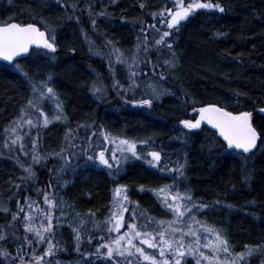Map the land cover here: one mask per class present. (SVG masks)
I'll return each mask as SVG.
<instances>
[{
    "label": "snow or ice",
    "instance_id": "6c2138e0",
    "mask_svg": "<svg viewBox=\"0 0 264 264\" xmlns=\"http://www.w3.org/2000/svg\"><path fill=\"white\" fill-rule=\"evenodd\" d=\"M8 2L11 4L12 0ZM55 2L66 12L71 8V14L67 18L76 19L77 23L80 22L77 13L86 12L93 30L97 27V17L109 15L103 5L96 11L91 0H88L83 9L78 8V0L73 3H68V0ZM111 3H116V0H111ZM172 3V7L151 13L154 23L146 25L139 18L133 21L141 27L135 45L129 50L130 54L119 47L118 41L109 38L104 40V47L108 49L105 53L96 47L87 33H82L89 44V52L107 60L112 78L111 89L125 104L152 109L155 101L164 95H171L157 81L151 78L141 79L142 76H149L142 66L151 68V77L158 76L159 81H164L178 67L175 40L172 38L180 31L182 22L187 21L198 10L221 14L227 11L220 0H172ZM139 7L143 10L145 4L141 2ZM158 18L159 27L155 22ZM40 24L43 29L36 23L16 21L14 17L0 20V61L6 62V65L20 74L30 88V95L26 104L21 105L18 116L10 120L0 133L3 138L0 143L3 154L13 159L24 173L18 177L22 183H9L17 190H22L23 184L26 190L27 183L36 179V166L46 163L50 158H58L62 162L58 174L71 167V160L84 157L93 165L106 169L113 180H116L129 161H142L161 175L172 176L171 183L158 188H146L145 185L138 188L140 192H151L161 208L171 213V219H157L147 210H142L136 201L131 200L129 186L119 183L112 189L109 215L103 221H98L96 213L91 210L82 215L71 205H67L71 209L69 213L65 211L63 199L58 198L52 191V184H48V191L33 189L37 197L43 191L44 207H41L37 199L28 195L23 197V203L19 198L16 199L15 211L10 210L7 202H0V213L11 215V220L6 225H0V261L9 264L10 258V264H52L48 258L63 250L57 230L66 223L73 233L75 251L82 257L79 264H96L101 260L104 264H249V259L255 255L262 257L261 264H264V244H245L243 251L235 252L224 229L202 218V214L206 215L207 211L220 207L222 202L216 200L205 203L194 197L190 186L181 185V181L187 179L186 152L183 162L179 158L172 161L162 149L155 146L156 139L153 135L127 137L112 132L103 125L97 128L94 121L77 123L75 128L69 125L63 101L52 83L53 74L49 72L44 78H40L38 73L31 72L27 65L17 59L36 54L47 58L49 62L55 61L58 50L56 28L45 18L40 19ZM164 49H167L166 56L163 54ZM152 51L157 54L155 63L150 59ZM161 62L163 70H160ZM117 65L123 66L126 72V84L117 78ZM89 91L99 101H106L108 98L107 86L99 76L92 81ZM138 92L143 93L139 98ZM129 95L131 99L128 98ZM183 95L188 97V93ZM236 95L246 94L236 92ZM45 101L53 106L51 115L42 107ZM185 102H188L187 99ZM191 103L196 104L197 101L191 100ZM192 111L198 113V116L179 121L182 131L178 139L181 143L187 145L191 139L189 134L202 130V125L206 124L214 130L212 137H219L223 141L220 144L214 139L208 150L223 149L238 155L243 166V180L248 182L252 176L248 164L256 155V150L264 145V124L254 126L252 111H234L214 103L193 107ZM258 111L264 113V106H260ZM54 122L66 125L63 143L59 151L41 152L42 129H47ZM81 129L85 136L80 135ZM32 130H35V135H31ZM26 138L30 139V147ZM204 147L206 146L202 145V149ZM17 151L20 156L30 157L27 163L20 160ZM12 198L9 196L8 200ZM251 203L254 204L255 201ZM223 206L228 209L233 207L230 204ZM126 213L129 214L127 217ZM69 215L71 219L68 218ZM17 221L23 228V236L17 229ZM89 222L93 225L91 229L86 227ZM121 229L126 230L121 232ZM9 238L16 245L15 255L5 246ZM93 240L99 241L94 251L81 250L85 244L92 246ZM41 245L45 247L39 253ZM146 248L154 251L149 254L145 251ZM26 256L28 259H25Z\"/></svg>",
    "mask_w": 264,
    "mask_h": 264
},
{
    "label": "trees",
    "instance_id": "16d2710c",
    "mask_svg": "<svg viewBox=\"0 0 264 264\" xmlns=\"http://www.w3.org/2000/svg\"><path fill=\"white\" fill-rule=\"evenodd\" d=\"M73 2L76 0H68V3ZM87 2L88 0H78V8L83 9ZM141 2L145 4L143 10L139 7ZM220 2L227 9L225 13L198 10L187 21L182 22L180 31L172 38L175 40V51L180 53L181 57L193 56L203 61L204 65L201 63L199 73L200 76L208 74L204 80H190L187 73L181 70L179 64L164 81H159L158 76L151 77V68L142 66L149 76H142L141 79L151 78L157 81L162 88L172 93L177 99L180 108L177 109V114L163 111V106H155V110L149 113L154 116L158 110L160 116L163 115L169 123L175 126V132L168 137L176 146L173 157L175 160L179 158L183 162L186 152L188 166L191 163L198 165L201 179L194 189V197L205 203H212L216 200L222 202L220 207H214L207 211V221L214 223L217 227H222L228 234L233 250L240 252L244 250L245 244L253 246L264 244V145L256 150V155L249 162L248 170L252 176L248 182H244L243 166L238 155L225 152L223 149L208 150L214 139L220 144L222 143L218 137H212L213 131L207 127L199 133V138L189 134L191 139L187 145L182 144L178 139L182 131L178 122L182 117L193 115V107L214 103L229 107L234 111L249 110L254 112L260 106H264V0H220ZM91 3L96 11H99L103 5L109 13L108 16L96 18V30H93L86 12L77 13L80 17V22L77 23L76 19L67 18L71 14V8H68L66 12L56 4L55 0H12L11 4L8 0H0V20L14 17L16 21L36 23L43 29L40 19H47L56 28L57 43L60 49L54 62H49L47 58L39 56L43 59L39 63L46 62L50 66L52 63H62V60L67 63L69 58L65 54L67 48L63 49L59 45L58 36L64 37L67 32L72 30L87 42L82 34L87 33L88 38L95 42L96 47L105 53L108 51L104 47L106 38L118 41L119 47L126 51L133 44L135 45L137 36L140 35L141 26L133 21L139 18L146 25L154 23L152 12H159L165 7L173 6L172 0H116V3H111V0H91ZM122 18L124 22H122ZM158 20L159 18L155 22L159 27ZM115 25H118L116 29L111 27V30L107 27ZM216 33L224 35L216 36ZM151 35L150 32V38ZM163 54H167V49H164ZM199 54H203L204 57H197ZM32 56L21 63L25 65L23 62H29ZM100 59L104 60L101 57ZM150 59L154 63L157 62L155 51L150 53ZM73 60L81 62L79 59L74 58ZM209 67L210 69H208ZM28 68L34 72L31 67ZM160 70H163L162 62ZM70 76L68 75L71 80L63 79L64 81H60L56 86L60 88L59 95L68 116V123L72 128H75L76 116L85 114V109H88L90 105L87 102L86 86L79 77L80 75ZM216 82L217 85H215ZM107 89V96L111 98L108 86ZM236 92L246 95L237 96ZM184 93H188L187 98L183 95ZM29 95L30 88L27 81L11 66L0 64V133L3 132V128L10 120L18 116L21 105L26 104ZM186 99L188 102H185ZM191 100H195L197 103L193 104ZM70 104L72 106H69ZM52 111L53 106L51 105L48 114L51 115ZM36 115L38 116V113ZM86 120L94 121L96 126V117H87ZM253 121L254 126L257 127L264 124V118L257 114H254ZM55 123L61 127L60 131H66L64 123L54 122L53 124ZM79 132L81 136H85L83 129ZM31 135H35V130H32ZM2 139L0 136V143H2ZM26 143L28 147L31 146L29 138H26ZM202 145L206 147L202 149ZM54 147L55 144L50 140V136H45L42 129L40 151H59V141L56 140L55 149ZM198 147L201 149L199 156L192 157V151ZM17 156L25 163L30 159V157L20 156L19 151H17ZM61 163L58 158H50L46 163L36 166V179L27 183L26 190H24L23 184L22 190H17L9 182L22 183L18 177L24 173L13 159L3 154V149L0 148V202H7L10 210L15 211L16 199L19 198L23 203V197L28 195L37 199L41 207H44L43 191H48L47 185L52 184V191L65 202L66 212L71 213V209L67 208V205H71L76 212L82 215L91 210L96 213L98 221H103L105 218L104 208L108 204L105 201L107 179L104 176L100 178L97 176L82 183L80 178L83 166L80 158L71 160V167L58 174ZM127 172L137 173V170L132 169ZM108 176L106 177L111 178ZM143 177V173L137 174V178L141 182L139 184H144ZM152 181L155 184L160 183V180L156 178ZM34 188L43 190L39 197L33 190ZM9 196L13 197L10 201L8 200ZM252 201L255 203H251ZM137 202L142 204L147 211L152 210V206H155L151 199L144 201L141 199ZM224 204H230L233 207L228 209L223 206ZM68 218L71 219V215ZM9 220H11L10 213H0V225H6ZM16 226L20 235L23 236V228L19 221L16 222ZM86 227L91 229L93 225L89 222ZM70 231L72 232L71 227L66 223L57 230L63 250L57 251L55 256L48 258L52 264H79L81 261L82 257L75 251L73 233ZM97 243L99 241L93 240L92 246L85 244L81 250L94 251ZM5 246L12 255L16 254V245L11 238ZM44 247L45 245H41L38 252L42 253ZM25 259L28 257L26 256ZM261 259L262 257L255 255L249 259V264H261ZM0 264H4V262L0 261ZM96 264H104V261H97Z\"/></svg>",
    "mask_w": 264,
    "mask_h": 264
},
{
    "label": "rangeland",
    "instance_id": "374dc122",
    "mask_svg": "<svg viewBox=\"0 0 264 264\" xmlns=\"http://www.w3.org/2000/svg\"><path fill=\"white\" fill-rule=\"evenodd\" d=\"M107 27L112 30L111 27H113V29H116L118 27V25L107 26ZM82 39H83V37H82ZM82 39H81V37L77 36L76 33L74 31H72V30L67 32L66 36H64V37L63 36H58L59 45L61 47H63V49H66V48L67 49H75L78 52L84 51L83 53H85L86 55L90 56V60L95 62V58L98 57L99 55L91 54L89 52V44H88V42L83 41ZM133 46H134V44L130 47V49ZM130 49L128 48L127 51L129 52ZM129 54H130V52H129ZM178 54H179V56H178L179 67L181 68L182 71L187 73V75L189 76L190 80H193V79L196 80V81L204 80L205 77L208 76V74L206 76H200L201 74L199 72H200V68H201L200 66L202 65L201 63H203L202 60H200L199 58H195L193 56L181 57L180 56L181 54L180 53H178ZM165 55H167V54H165ZM197 57H204V55L203 54L202 55L199 54ZM104 60L107 62L106 59H104ZM42 61H43V59H41L38 55H33L29 62H23V63H25V65H27V67H31L34 70L33 73H38L41 76L43 74V71H40L38 69V67H36V64H38L39 62H42ZM205 61H206V59H205ZM206 63H208V62L206 61ZM203 65H204V63H203ZM70 69H71L70 62L64 63V60H62L61 68L58 70V76L62 80L63 79L65 80L66 76H67V75H65V73L68 70H70ZM105 69L109 73L108 62H107V66L105 65V68L101 69V70L104 71ZM208 69H210V67ZM46 73H49V71L46 72ZM116 75H117V78L121 80V82H123L125 84L127 83L126 72L124 71L123 66H121V65H117L116 66ZM210 75L214 76V74H210ZM56 77H57V75H56ZM56 77H55V74H53L52 83H53L54 87L56 88L57 92L59 93V89L60 88L57 87L58 84L56 86V84L54 83ZM40 78H42V77H40ZM67 78H68V76H67ZM108 78H109V80L107 81L106 86H108L110 88L109 90L112 91V89H111L112 78H111L110 73L108 74ZM210 78H212V77H210ZM94 79H95L94 76H92L91 80H94ZM146 79L147 78H145V80ZM235 84L237 85V83H235ZM215 85H217V82L215 83ZM85 92L87 93L86 89H85ZM141 95H143L142 92H138L137 93V97L141 96ZM155 102H157L159 104L166 103L167 107H168V109H169V111L171 113H174V112L178 113L177 109H180L178 101L174 99L172 94L171 95H164L159 100H157ZM157 103L156 104L154 103V105H157ZM51 105H52L51 103L45 101L43 103L42 107L48 113L49 112V107H51ZM69 106H72V105L70 104ZM98 107L99 106L93 105L91 107L92 110L89 111V112H86L84 115L86 117H96L98 111L99 112L101 111L100 109L98 110ZM72 110H73V108H72ZM101 114H102V112H101ZM101 120L103 121L104 124H109V122L111 124H116L118 122V125L120 126V129H121L120 131L124 132L123 135H125V136L127 135V137H145V136H148V134H151V133H148V134L145 135L144 133H142V129H145V125H144V122L143 123L140 122V119L134 120V119H130V118L119 117L118 120H115L113 118H108V120H106L105 117L102 114L101 115ZM60 126H61V124H60ZM58 127L59 126L57 125V123H56V127L52 123L51 125H49V127L47 129H43V131L45 133V136L46 135L50 136V140L52 141L53 144H55V147H56V140L59 141V146H61V144L63 143V137H64V133H65V132L60 131L61 127H59V128ZM150 128L151 127L148 128L150 131L151 130L152 131L156 130V129H150ZM162 128L166 129V130L169 129V127L166 124L165 125L164 124L161 125L160 129H162ZM164 134H166V132ZM163 137H164V135H162L161 137L155 138V139H156V145H159L158 146L159 149H162L163 152H164V151H168L169 147L173 146L174 143H173V141L170 138L168 139V137L161 141L160 139L163 138ZM55 147H54V149H55ZM200 150L201 149L199 147L197 149H194L192 151L193 152L192 157L197 158L199 156L198 154H199ZM90 166H94V165L91 164ZM104 171L107 172L106 170H104ZM156 172H158V171H156ZM158 174L160 176H162V178H159V180L161 182H163L162 185L169 184V183L172 182V176L171 175H161V173H159V172H158ZM199 174H200V172H199L198 165H195V164L191 163V165H189L188 168H187V172H186L187 179L181 181V185L182 186L186 185V186H190L191 187L193 195H194V189H195L196 185L198 184L199 180L201 179V176H199ZM108 177H110V176H108ZM149 182H153L151 180V178H150ZM116 184H115V186H116ZM119 184H122V183H119ZM149 193L152 194L151 192H149ZM153 201H154V205L156 207V210L148 211L149 214L154 216V217H156L157 219H164V220L171 219V213H169V212L165 211L163 208H161L160 204L157 202L156 197H154ZM139 206H140L141 209L146 210L142 204H139ZM108 215H109V212H108ZM127 215H129V214H127ZM202 218L207 220V213H206V215L202 214ZM145 251L147 253L151 254L154 250L145 249ZM188 259H189V261H191V257H189ZM192 264H194V262H192Z\"/></svg>",
    "mask_w": 264,
    "mask_h": 264
},
{
    "label": "flooded vegetation",
    "instance_id": "af4514ba",
    "mask_svg": "<svg viewBox=\"0 0 264 264\" xmlns=\"http://www.w3.org/2000/svg\"><path fill=\"white\" fill-rule=\"evenodd\" d=\"M84 51L82 52H78V51H72L71 52V55L70 57L68 58L67 62H74V58H77V57H81V62L83 64L86 65V67L83 69V71H89V67H91V65H94L95 62L90 60V56L86 55L85 53H83ZM126 52H128L126 50ZM101 56H98L96 57L95 61H101V59L99 58ZM106 66H107V62L105 60L102 61ZM106 71V70H104ZM93 76L95 77V74L93 73ZM91 77H88V76H83V83H85L86 81L90 80ZM109 93L111 94V98H107L106 101H99L97 100L92 94L91 92H87V102L88 104L90 105V107H88V109H85L86 112H89L91 111V107L93 105L95 106H99L98 107V110L100 109L101 111L97 113V116H96V127L98 128L99 126L103 125L105 126L106 128H108L110 131L112 132H115V133H120V134H123L124 132H121L120 130V126L119 125H116V124H111L109 122V124H104L103 121L101 120V112L103 110L105 111H108L110 112V117L115 119V120H118V117L120 115H123L124 117L126 118H132V117H135V116H139V117H142V116H146L148 115L149 116V112H151L153 110L152 109H147V108H142V107H133L130 103L129 104H125L123 103V101L120 99V97H118L116 95L115 92H112L111 90H109ZM129 99H131V95H129L128 97ZM103 108V109H101ZM81 115H84V114H81ZM76 116V122L77 123H81V122H85L86 120V116ZM191 118H194L196 117L195 115H191L189 116ZM81 120V121H80ZM86 121H89V120H86ZM91 122V121H89ZM76 123V125H77ZM129 132V131H128ZM128 134V133H127ZM190 135H195L194 133L190 134ZM127 136V135H126ZM165 138V137H163ZM157 148H159L158 146L159 145H155ZM175 145L174 146H171L169 147V150L168 151H164V153L166 154V156L168 158H170L172 161H175V158L173 157V154H174V149H175ZM81 159V162H82V174H81V182L82 183H85V182H88L90 181L91 179L95 178V177H102L104 176V178L107 179V188H106V197H105V201L108 203L107 206L104 208L105 209V214H108V210H109V202L112 198V189L114 188L115 184L116 183H122V184H125V185H128L129 186V189H130V197H131V200L133 201H138V200H141L144 201V200H154V197L152 194L149 193V191H144V192H140L138 191V188L140 185H145L146 188H158L160 186H162V183H153V182H149L150 181V178L151 180L152 179H159V178H162V176H160L158 174V172H156V170L154 169H151L149 168L146 164H144L142 161H135V160H131L129 161L128 164L124 165L123 167V171L121 172V174L116 178V180H113V178H107L106 176L108 175L107 172H105L104 168L102 167H97V166H90L92 163L91 162H88L86 161V159L84 157H80ZM132 169H135L137 170V173H134V172H127V171H130ZM107 171V170H106ZM138 173H143L144 177L146 179H148V181L144 182V184H139L141 182H139L138 178H137V174ZM125 216L127 217V213L125 214ZM126 229H121V232L125 231ZM71 232V231H70ZM72 233V232H71ZM138 243V242H137ZM147 249V248H146Z\"/></svg>",
    "mask_w": 264,
    "mask_h": 264
},
{
    "label": "bare ground",
    "instance_id": "6f19581e",
    "mask_svg": "<svg viewBox=\"0 0 264 264\" xmlns=\"http://www.w3.org/2000/svg\"><path fill=\"white\" fill-rule=\"evenodd\" d=\"M72 51H73V49H66L65 50V54L70 57ZM177 55L179 56L178 52H177ZM75 59H77V60L79 59L81 61V57H77ZM95 60H97V59H95ZM61 65H62V63H59V64L52 63L49 66L46 62H44V63H38V64H36V67H38V69L40 71H43V74L41 76L39 75V77L44 78L45 75L47 74L46 72H48V71L49 72H52L53 74H55V77L57 75V77L55 78V84L57 85L60 81H62V79L58 76V70L61 68ZM70 65H71V69L66 72L67 73V76L68 75H71L72 76L74 74H79L80 75L79 77L81 79H83V76L84 75L85 76H88V77H92L93 76V73H94L95 74V77L94 78L96 79L97 76L101 77L103 79V81L105 82V84L109 80V78H108V74L109 73L107 71L101 70V69H104L105 68V64L102 61H100V62L99 61H95V64L94 65H91V67L88 68L89 71H83V69L86 67V65L83 64V63H81V62H76L75 61V62L70 63ZM80 70H82V71H80ZM67 76H66V79L65 80H71L69 77L67 78ZM92 81L93 80L90 79V80H88V81L85 82V86H86L85 89L87 91H89V87H90ZM156 103L157 102H155V104ZM155 106H163V108H162L163 111H169L166 103H162V104L157 103V105H153V110H155L154 109ZM101 109H103V108H101ZM109 113L110 112L105 111V110L102 111V114H103V116L105 117L106 120H108V118H111ZM173 114L175 115V114H177V112H174ZM119 117L126 118L123 115H120ZM185 118L191 119V117H182L181 119H185ZM130 119H134V120L140 119V122L141 123L144 122L145 129H142V133H144L145 135L148 134V133H151V134H148V135H153L155 138L161 137L162 135H164V137H169L172 133L175 132V126L172 125L171 123H169L166 120V117H164L163 115L160 116L159 113H158V110L155 112V115L154 116H152L151 114H149V116L148 115L142 116V117L135 116V117H132ZM163 124L164 125L166 124L169 127V129H167V130L166 129H163V128L160 129V126L163 125ZM116 125H118V122L116 123ZM149 127H151L150 129H156L157 131L156 130H154V131L151 130L150 131L148 129ZM206 127L210 130V128L206 124L205 125H202V129L203 128H206ZM201 131L202 130H199V131L195 132L194 133L195 134L194 137L199 138V136H200L199 133ZM165 132H166V134H164ZM142 180H144V182L148 181V179H146L145 177H143ZM151 209L152 210H156V207L155 206H152Z\"/></svg>",
    "mask_w": 264,
    "mask_h": 264
},
{
    "label": "water",
    "instance_id": "95a60500",
    "mask_svg": "<svg viewBox=\"0 0 264 264\" xmlns=\"http://www.w3.org/2000/svg\"><path fill=\"white\" fill-rule=\"evenodd\" d=\"M57 52H58V50H57ZM25 58H27V57H20V58H17V59H18V61H20V60H23V59H25ZM0 63L6 65V62L0 61ZM6 66H9V65H6ZM254 113L257 114L258 116L264 118V113H260V112L258 111V109H256V110L254 111ZM211 130H212V129H211ZM212 131H214V130H212ZM218 138H219V137H218ZM219 140H220V138H219ZM220 141L223 143L222 140H220Z\"/></svg>",
    "mask_w": 264,
    "mask_h": 264
}]
</instances>
